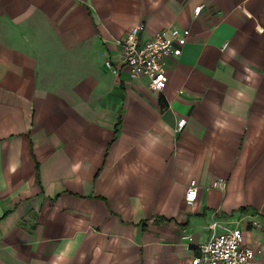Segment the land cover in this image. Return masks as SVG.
<instances>
[{"label": "crops", "instance_id": "crops-1", "mask_svg": "<svg viewBox=\"0 0 264 264\" xmlns=\"http://www.w3.org/2000/svg\"><path fill=\"white\" fill-rule=\"evenodd\" d=\"M136 23L186 35L162 91ZM215 218L264 264V0H0V264H192Z\"/></svg>", "mask_w": 264, "mask_h": 264}, {"label": "built area", "instance_id": "built-area-1", "mask_svg": "<svg viewBox=\"0 0 264 264\" xmlns=\"http://www.w3.org/2000/svg\"><path fill=\"white\" fill-rule=\"evenodd\" d=\"M201 7L202 5L195 6L194 14H198ZM140 30L141 24L136 23L118 40L122 48L121 61L127 66L131 79L145 76L148 78L149 88L162 91L167 83L165 58L181 54L186 35L178 28H162L148 38H141ZM105 62L111 66L109 60ZM185 124V117L178 118L175 131H181ZM210 186L224 190L227 180L218 177ZM197 193L198 185L193 179L189 180L184 199L187 203H192ZM252 222L259 225L254 220ZM218 225L216 218L209 223L212 232L205 242L198 244L197 253L191 259L192 264H255V250L244 243L242 231L237 227H223L217 232L215 228Z\"/></svg>", "mask_w": 264, "mask_h": 264}, {"label": "rangeland", "instance_id": "rangeland-1", "mask_svg": "<svg viewBox=\"0 0 264 264\" xmlns=\"http://www.w3.org/2000/svg\"><path fill=\"white\" fill-rule=\"evenodd\" d=\"M256 226H259V225H256Z\"/></svg>", "mask_w": 264, "mask_h": 264}, {"label": "trees", "instance_id": "trees-1", "mask_svg": "<svg viewBox=\"0 0 264 264\" xmlns=\"http://www.w3.org/2000/svg\"><path fill=\"white\" fill-rule=\"evenodd\" d=\"M160 217V216H159Z\"/></svg>", "mask_w": 264, "mask_h": 264}]
</instances>
